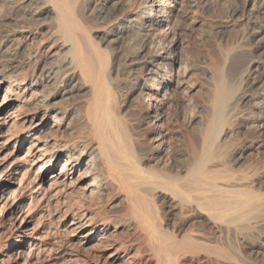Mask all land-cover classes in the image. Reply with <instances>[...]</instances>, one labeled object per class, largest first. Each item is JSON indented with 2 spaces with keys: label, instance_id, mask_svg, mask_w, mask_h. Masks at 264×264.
I'll return each instance as SVG.
<instances>
[{
  "label": "bare ground",
  "instance_id": "obj_1",
  "mask_svg": "<svg viewBox=\"0 0 264 264\" xmlns=\"http://www.w3.org/2000/svg\"><path fill=\"white\" fill-rule=\"evenodd\" d=\"M223 1L0 0V264H258L264 0Z\"/></svg>",
  "mask_w": 264,
  "mask_h": 264
},
{
  "label": "rangeland",
  "instance_id": "obj_2",
  "mask_svg": "<svg viewBox=\"0 0 264 264\" xmlns=\"http://www.w3.org/2000/svg\"><path fill=\"white\" fill-rule=\"evenodd\" d=\"M224 2H226V3H224ZM234 2V0L232 1V0H224L223 1V3H222V6H220L219 7V9L218 10H216L215 12L216 13H218V14H216V17H215V14L213 13V14H211V17H213L214 19V22H215V26H214V28H213V30H211V31H213L212 32V34L213 33H215V34H217L218 32H219V27L217 26L219 23V26L220 25H222V22H224L225 21V19L226 20H228L229 18L227 17V15H229V11H231V9H234L235 7H236V2H234L233 4L232 3ZM230 3H231V5H230ZM225 4V5H224ZM226 4H228L227 5V7H225V8H223V6H226ZM234 5V6H233ZM232 6V7H231ZM225 10H223V9ZM227 8V9H226ZM228 8H230V10L228 9ZM223 10V11H222ZM221 12V13H220ZM226 12V13H225ZM228 12V13H227ZM219 13H220V16H219ZM222 15H223V17H222ZM220 18H219V17ZM228 18H226V17ZM224 17H225V19H224ZM223 18V19H222ZM221 20H224V21H221ZM216 27H218L217 29H216ZM216 30V31H215ZM184 30H182L180 33H182ZM188 31V32H187ZM193 31V29H185V31L182 33V34H185V35H180V33H179V35H180V37H181V39H182V45H184L183 46V49H184V51L186 52V49H188L187 50V52L186 53H189V55H190V53L192 54L191 56H193L192 58L193 59H195L196 60V58H197V56H196V54L197 53H199L198 52V48H197V44H195V42H198V40L200 39V37L202 36V35H200L201 33V31L198 29V28H196V30L194 29V31ZM199 32V33H198ZM187 34H188V36H187ZM195 35V36H194ZM183 36H185V37H183ZM183 37V38H182ZM194 38L197 40H194ZM185 39H187V40H189V41H187V40H185ZM185 40V41H184ZM192 40V41H191ZM184 41V42H183ZM186 42V43H185ZM185 43V44H184ZM208 43H209V41H208ZM196 46H195V45ZM190 45V46H189ZM189 47V48H188ZM191 47V48H190ZM195 47H196V50H195ZM199 48H201V46L199 45L198 46ZM186 48V49H185ZM190 49V50H189ZM119 50H120V52H121V54H122V56H124V55H126L127 54V50L126 49H124V47H120L119 48ZM195 50V51H194ZM123 51V52H122ZM189 51V52H188ZM125 52V53H124ZM193 52V53H192ZM194 63H196V62H192V64H194ZM195 68V67H194ZM196 69V68H195ZM197 73H198V76L200 75V78H202L203 79V74H201V70L200 69H196L195 70ZM200 72V73H199ZM177 96L178 95H174V98H173V103L174 104H171L170 106H169V108H168V111H169V118L170 119H172L173 120V122H172V120H171V122L173 123V125L175 124V126L176 127H179L180 128V126H181V128L183 127V129H184V127L185 126H187V124H188V119H186V118H188V112L186 111H182L179 107H178V105L177 104H175V102L177 103ZM173 106V107H172ZM175 107V108H174ZM178 107V109L176 110V108ZM173 110V111H172ZM181 111H182V113H184V114H186V115H182V113H181ZM174 112H176V113H174ZM173 114V115H172ZM171 115V116H170ZM182 115V116H181ZM184 116V119L186 120V122H185V120H184V122H183V119H182V117ZM185 116H186V118H185ZM180 117V118H179ZM176 118V119H175ZM180 120V121H179ZM182 120V121H181ZM184 123V124H183ZM180 125V126H179ZM183 125V126H182ZM263 130V131H262ZM262 130H261V134L262 135H260V139H261V141L263 142V147H262V151L260 150V152H259V155L258 156H256L255 158H256V162H258L259 163V166H261L260 167V171H264V168H263V166H264V126H263V128H262ZM263 137V138H262ZM261 155V156H260ZM260 157V158H259ZM260 163H261V165H260ZM56 219V218H55ZM57 220V219H56ZM56 220H55V224L54 225H57L56 224ZM260 234V235H259ZM258 237V238H257ZM251 238V239H250ZM255 239V240H254ZM258 239V240H257ZM252 242V243H251ZM247 244H249V245H247ZM243 247H241V249L240 250H243L242 251V253H241V251L239 250V253L240 254H243L242 255V257L244 256V257H246L245 259H247V261H250V262H253V260L254 261H256V262H254V263H258V264H263L264 263V261H262L263 259H264V229L262 230V232H259V233H257V234H254V235H251L250 237H249V240H247V242H246V244L244 245H242ZM248 246V247H247ZM243 248V249H242ZM253 248H255V249H253ZM253 250V251H252ZM244 252V253H243ZM252 252H253V254H252ZM262 252V253H261ZM251 254V255H250ZM249 255V256H248ZM252 256V257H251ZM243 257V258H244ZM250 257H251V259H250ZM258 258V260H255V259H257ZM261 258H262V260H261ZM250 259V260H249ZM260 260H261V262H260Z\"/></svg>",
  "mask_w": 264,
  "mask_h": 264
}]
</instances>
